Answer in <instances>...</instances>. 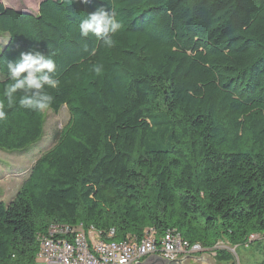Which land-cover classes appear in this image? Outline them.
Masks as SVG:
<instances>
[{
	"label": "trees",
	"instance_id": "obj_1",
	"mask_svg": "<svg viewBox=\"0 0 264 264\" xmlns=\"http://www.w3.org/2000/svg\"><path fill=\"white\" fill-rule=\"evenodd\" d=\"M99 7L122 25L112 47L80 33ZM0 35V58L52 56L47 110L71 116L0 200V264L31 263L52 223L115 241L170 230L225 264L219 242L264 236V0H45L36 14L0 2ZM0 76L2 98L6 60ZM43 112L7 110L0 150L41 140Z\"/></svg>",
	"mask_w": 264,
	"mask_h": 264
},
{
	"label": "built area",
	"instance_id": "obj_2",
	"mask_svg": "<svg viewBox=\"0 0 264 264\" xmlns=\"http://www.w3.org/2000/svg\"><path fill=\"white\" fill-rule=\"evenodd\" d=\"M113 233L110 230L109 236ZM38 243L36 257L29 264H136L153 254L181 260L212 251L199 243L190 244L170 230L160 239L156 238L154 229L148 228L140 240L115 241L104 240L93 227L61 223L50 224L38 235Z\"/></svg>",
	"mask_w": 264,
	"mask_h": 264
},
{
	"label": "clouds",
	"instance_id": "obj_3",
	"mask_svg": "<svg viewBox=\"0 0 264 264\" xmlns=\"http://www.w3.org/2000/svg\"><path fill=\"white\" fill-rule=\"evenodd\" d=\"M73 3V0H69ZM88 3L89 0H79ZM121 23L114 14L104 7L89 13L79 23L83 37L94 36L107 47L114 45L113 37L121 30ZM6 60L7 79L0 98V121L7 118V110L17 106L23 109L42 112L47 110L54 100L49 89L56 90L60 81L55 77L56 62L52 56L31 49L21 52L16 60Z\"/></svg>",
	"mask_w": 264,
	"mask_h": 264
},
{
	"label": "rangeland",
	"instance_id": "obj_4",
	"mask_svg": "<svg viewBox=\"0 0 264 264\" xmlns=\"http://www.w3.org/2000/svg\"><path fill=\"white\" fill-rule=\"evenodd\" d=\"M42 0H0L6 7L24 10L32 14L38 12ZM7 41L6 35H0V50ZM1 77V76H0ZM44 135L38 142L23 150H0V200L8 203L16 194L20 184L27 176L35 160L53 145V133L70 121L68 108L63 106L59 112H44ZM253 241L237 246H230L226 241L219 242L215 248L227 251L233 264H264V236L256 234ZM218 246V247H217ZM214 253V254H212ZM181 264H225L216 260L215 252L195 253Z\"/></svg>",
	"mask_w": 264,
	"mask_h": 264
},
{
	"label": "water",
	"instance_id": "obj_5",
	"mask_svg": "<svg viewBox=\"0 0 264 264\" xmlns=\"http://www.w3.org/2000/svg\"><path fill=\"white\" fill-rule=\"evenodd\" d=\"M43 1H45V0L40 1V3L43 2ZM40 3H39V5H40ZM184 259H181V260H178V259L169 260V259H166V258H163V257H160L158 255L153 254V255H150L149 257H147L142 262H137L136 264H181V263H183Z\"/></svg>",
	"mask_w": 264,
	"mask_h": 264
},
{
	"label": "crops",
	"instance_id": "obj_6",
	"mask_svg": "<svg viewBox=\"0 0 264 264\" xmlns=\"http://www.w3.org/2000/svg\"><path fill=\"white\" fill-rule=\"evenodd\" d=\"M186 259V258H185Z\"/></svg>",
	"mask_w": 264,
	"mask_h": 264
}]
</instances>
